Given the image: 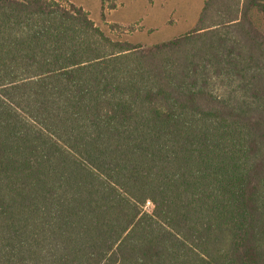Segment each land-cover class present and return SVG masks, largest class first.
<instances>
[{"label": "trees", "instance_id": "16d2710c", "mask_svg": "<svg viewBox=\"0 0 264 264\" xmlns=\"http://www.w3.org/2000/svg\"><path fill=\"white\" fill-rule=\"evenodd\" d=\"M0 264H264V0L148 47L0 0Z\"/></svg>", "mask_w": 264, "mask_h": 264}, {"label": "rangeland", "instance_id": "374dc122", "mask_svg": "<svg viewBox=\"0 0 264 264\" xmlns=\"http://www.w3.org/2000/svg\"><path fill=\"white\" fill-rule=\"evenodd\" d=\"M89 13L112 38L145 47L167 41L193 28L204 0H114L101 8L100 0H58ZM115 25V26H112Z\"/></svg>", "mask_w": 264, "mask_h": 264}, {"label": "built area", "instance_id": "2783aa9c", "mask_svg": "<svg viewBox=\"0 0 264 264\" xmlns=\"http://www.w3.org/2000/svg\"><path fill=\"white\" fill-rule=\"evenodd\" d=\"M148 204V203H147Z\"/></svg>", "mask_w": 264, "mask_h": 264}]
</instances>
